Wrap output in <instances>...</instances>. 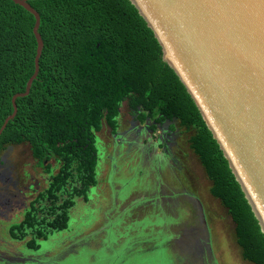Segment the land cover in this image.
<instances>
[{
    "label": "trees",
    "instance_id": "16d2710c",
    "mask_svg": "<svg viewBox=\"0 0 264 264\" xmlns=\"http://www.w3.org/2000/svg\"><path fill=\"white\" fill-rule=\"evenodd\" d=\"M40 15L43 50L30 92L0 135L6 145L28 144L39 164L62 162L23 220L9 228L15 241L39 251L50 232L68 229L76 198L97 186V133L104 122L118 130L122 103L144 123L178 121L192 129L190 148L212 182L211 195L235 224L244 260L264 264V233L222 150L186 86L163 59L154 32L130 0H28ZM34 16L0 0V130L12 99L35 73ZM152 128H155L153 126ZM46 172L51 167L46 166ZM42 215V216H40Z\"/></svg>",
    "mask_w": 264,
    "mask_h": 264
},
{
    "label": "rangeland",
    "instance_id": "374dc122",
    "mask_svg": "<svg viewBox=\"0 0 264 264\" xmlns=\"http://www.w3.org/2000/svg\"><path fill=\"white\" fill-rule=\"evenodd\" d=\"M122 103L118 130L97 133V186L75 199L69 226L50 232L39 251L9 228L49 186L62 162L39 164L28 144L0 152V264H252L235 224L211 195V180L190 148L192 129L178 121L140 123ZM155 126V128H152ZM51 172H46V166ZM42 216V215H40Z\"/></svg>",
    "mask_w": 264,
    "mask_h": 264
},
{
    "label": "water",
    "instance_id": "95a60500",
    "mask_svg": "<svg viewBox=\"0 0 264 264\" xmlns=\"http://www.w3.org/2000/svg\"><path fill=\"white\" fill-rule=\"evenodd\" d=\"M35 18L39 73L40 15L28 0H12ZM159 41L163 59L179 76L264 233V0H130Z\"/></svg>",
    "mask_w": 264,
    "mask_h": 264
}]
</instances>
